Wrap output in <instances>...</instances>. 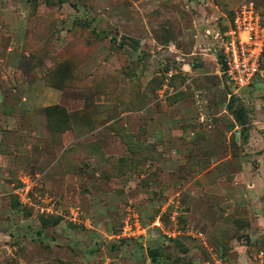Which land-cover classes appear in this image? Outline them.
<instances>
[{"label":"rangeland","instance_id":"rangeland-1","mask_svg":"<svg viewBox=\"0 0 264 264\" xmlns=\"http://www.w3.org/2000/svg\"><path fill=\"white\" fill-rule=\"evenodd\" d=\"M245 6L264 24V0H0V264H264V58L235 88L220 57Z\"/></svg>","mask_w":264,"mask_h":264},{"label":"built area","instance_id":"built-area-1","mask_svg":"<svg viewBox=\"0 0 264 264\" xmlns=\"http://www.w3.org/2000/svg\"><path fill=\"white\" fill-rule=\"evenodd\" d=\"M264 24L252 7H243L229 22L220 40L223 73L235 88L263 77Z\"/></svg>","mask_w":264,"mask_h":264},{"label":"trees","instance_id":"trees-1","mask_svg":"<svg viewBox=\"0 0 264 264\" xmlns=\"http://www.w3.org/2000/svg\"><path fill=\"white\" fill-rule=\"evenodd\" d=\"M264 57V55H263ZM221 65H222V68L224 67L223 63H222V60H221ZM231 104L230 106H232V100H230ZM233 115L235 117V120L237 121V123L243 128L245 129L246 127V123H245V114H244V111L242 109V107H236L233 109ZM147 254H148V257L150 259V262L152 263H157V259L159 257L158 255V252L157 250L155 249H148L147 250Z\"/></svg>","mask_w":264,"mask_h":264}]
</instances>
